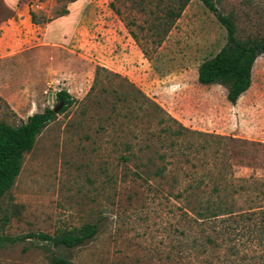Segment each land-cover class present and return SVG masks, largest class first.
<instances>
[{"label":"rangeland","instance_id":"rangeland-1","mask_svg":"<svg viewBox=\"0 0 264 264\" xmlns=\"http://www.w3.org/2000/svg\"><path fill=\"white\" fill-rule=\"evenodd\" d=\"M215 1L240 38L264 36V0ZM168 3L0 0V121L58 107L49 81L74 98L2 198L0 264H51L52 253L72 264H264V238L250 232L261 217H239L264 206V54L230 103L224 86L198 80L226 28L191 0L158 43L151 27ZM86 223L98 235L73 249L30 236Z\"/></svg>","mask_w":264,"mask_h":264},{"label":"trees","instance_id":"trees-1","mask_svg":"<svg viewBox=\"0 0 264 264\" xmlns=\"http://www.w3.org/2000/svg\"><path fill=\"white\" fill-rule=\"evenodd\" d=\"M168 1L167 6L163 7L165 19L162 21V18L158 17L157 20L160 19V21L151 27L153 30L157 29L158 43L167 35L191 0ZM201 1L226 28L227 42L217 54L200 64L198 80L204 85L220 84L224 86L227 89L228 101L236 104L241 96L252 86L255 62L260 55L264 54V36L243 40L238 36V26L234 13H222L215 0ZM98 69L97 72H99ZM56 96L57 106L61 103L64 104L61 111H64L74 103V98L67 90L57 92ZM55 107H49L43 112L34 113L18 125L0 121V214L2 211V198L14 186L22 169L24 155L34 148L38 135L59 113V111L55 110ZM220 191L219 187L214 189V192ZM239 217L247 218L251 221L261 217L260 219L263 223L259 226L255 222L253 226H250L254 228L250 232L253 231L259 237L264 238V206L242 213ZM98 232V225L86 223L80 228L63 230L54 235L39 233L30 236L44 242L46 250L51 247L73 249L93 240L98 235ZM259 237H255L256 242L260 240ZM50 260L51 264H72L69 259L57 255V253H52Z\"/></svg>","mask_w":264,"mask_h":264},{"label":"crops","instance_id":"crops-1","mask_svg":"<svg viewBox=\"0 0 264 264\" xmlns=\"http://www.w3.org/2000/svg\"><path fill=\"white\" fill-rule=\"evenodd\" d=\"M76 31H78V29L76 30ZM76 31H75V33H76ZM75 33L73 34L74 36H75ZM56 32H55V34H51L50 33V27H48V30H47V32L45 33V40L46 41H48V40H50V41H53L54 43H56L55 41H57L59 38H55V36H56ZM76 36H78V35H76ZM48 43V42H47ZM49 44H50V47H46V49H47V51L50 53V55H54L55 56V49H53L52 47H51V42H49ZM55 45V44H54ZM45 49V48H44ZM49 49V50H48ZM54 51V52H53ZM30 54L31 53H23V55L21 56V58H22V60H24V62H26V63H29V65H30V67H33V65H34V62H31V61H33V59L30 57ZM48 62H52V61H48ZM48 62H47V64H48ZM31 63H32V65H31ZM39 68H40V70H42V64L39 66ZM32 70V69H31ZM43 72V71H42ZM31 74H34V72H31ZM45 76H48L47 74L45 75ZM50 82V81H49ZM48 82V83H49ZM47 83V84H48Z\"/></svg>","mask_w":264,"mask_h":264},{"label":"built area","instance_id":"built-area-1","mask_svg":"<svg viewBox=\"0 0 264 264\" xmlns=\"http://www.w3.org/2000/svg\"><path fill=\"white\" fill-rule=\"evenodd\" d=\"M51 91L57 93V92H59V91H61V90L56 89V83L49 82V83H48V88H47V90H46L45 92H51Z\"/></svg>","mask_w":264,"mask_h":264},{"label":"water","instance_id":"water-1","mask_svg":"<svg viewBox=\"0 0 264 264\" xmlns=\"http://www.w3.org/2000/svg\"><path fill=\"white\" fill-rule=\"evenodd\" d=\"M63 105H64V104H63V103H61L60 105H58V107H56V108H55V110H56V111H59V109H60V108H62V107H63Z\"/></svg>","mask_w":264,"mask_h":264}]
</instances>
